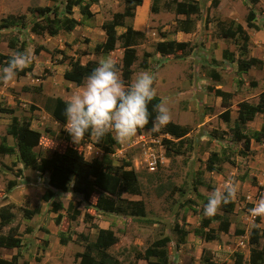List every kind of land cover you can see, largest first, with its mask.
Masks as SVG:
<instances>
[{"label": "rangeland", "instance_id": "obj_1", "mask_svg": "<svg viewBox=\"0 0 264 264\" xmlns=\"http://www.w3.org/2000/svg\"><path fill=\"white\" fill-rule=\"evenodd\" d=\"M153 1L157 9L155 13L150 12ZM178 1L182 0H148L146 15L142 18L141 25L136 26L143 33L144 38L137 39L138 61L132 66L134 74L131 81L141 71H149L154 75L155 96L160 98L161 103L169 109L170 122L189 129L186 139L182 142L183 154L169 158L164 155L162 158L158 151H153L146 154L149 155L147 160L143 152L140 151L138 154L135 151V149L141 150L142 144L146 143L153 149H158L161 146L162 136L150 138L152 140L143 138L139 142L132 138L127 143H121L125 150L119 152L118 158L114 159L117 161L116 164H120L121 160L137 159L141 194L128 198L142 202L144 216L136 218L102 213L92 206L96 199L95 195L91 196L88 203H80L78 206L80 198L77 196L56 192L53 200L61 202L63 207L59 212L58 225H55L58 214L51 213L50 202L46 204L41 199L46 186L43 175L23 168L20 178H15V173L20 169L16 157L0 156V206L6 203L14 206L12 212L15 216L9 226H17L19 232L23 233L21 235L36 228V236L23 238V250L29 256L24 260L32 263L35 256H40L41 260L36 264H58L48 255L39 254L46 247L45 245H48L46 241H53V236L54 239L56 238L54 245L52 249L47 247L46 250L51 251L55 247L57 259H63L62 264H72L74 254L81 251L85 243L79 235L93 240L96 228L106 227L118 237V242L107 252L119 264L135 262L136 252L142 253L155 240L163 237L169 238L168 264H207L208 261L213 264H233L234 255H242L244 261L248 259V233L255 224V217L259 219L257 226L264 230V216H252L249 213V209L264 197V142L251 141L250 150L242 155L240 152L243 150V142L235 141L233 128L237 103L246 101L255 105L259 94L264 92V66L250 69L246 74L240 75L237 72V64L229 63L222 58L223 50H228L233 53L235 60L242 59L239 47L236 45L240 42L219 38L216 22L231 18L236 19L235 21L240 20L239 23L244 27V17L248 8H251L256 13L255 22L261 27L264 24V0H257V3H251L250 0H219L216 7L211 6L212 0H196L200 13L191 17L198 26L197 29L194 27L191 38L187 41L189 46L185 47L184 52L178 51L171 56H161L155 51V44L161 39L164 40V37L167 38V35H171L177 28V22L180 20L174 12V6ZM62 4L63 0L57 2L0 0V9L3 11L0 21L9 15L25 17L23 28L22 24H19L16 27L0 30V51L9 39L16 37L20 42L25 43L24 53L32 56V64L35 63V57L36 64L38 63L35 74H31L30 77H20L17 74L12 82L0 83V106L5 108L8 103L12 105L15 111L13 115L19 120L29 121L31 128L40 133V142L34 151L41 156H49L54 151L63 152L66 146L75 144L71 138L69 141L65 140L61 133L64 128L54 124L44 109L45 99L48 97L41 89V87L46 88L42 82L44 78L46 81L47 77L53 74L48 60H51V56H54L52 60L59 59L60 55L56 52L58 49L52 46V42L45 36L33 37L28 30L36 21V13H31L30 8L48 6L61 11ZM122 8V0H105L93 6L92 11L100 20L98 21L103 23L114 14L113 12L122 11ZM131 22L127 20V23ZM78 33L71 36L73 40L68 43L69 48L64 46L65 50L71 51L70 47H73L81 51L88 47L87 38ZM248 37L249 52L246 57L263 56L264 33L250 30ZM42 44L48 46L47 50L43 49L46 53L35 54L34 50ZM13 53V50L8 49L7 54ZM144 53L150 55L147 58L149 64L147 69L139 68ZM211 72L219 76L218 81L209 77ZM59 85V82L53 79L50 80L47 88L50 89L52 86L56 88ZM34 87H39L40 91L34 92ZM215 89L232 94L231 106L228 109L222 108L221 99L214 94ZM225 115H228V119ZM2 117L0 137L5 135L10 120L8 116ZM262 125H264V112L240 129V133L250 136ZM146 132H137V134L144 135ZM94 140L95 138L91 137V143ZM84 146L79 145L78 150L90 157ZM212 152L218 153L220 157L222 170L220 173H209L205 170V162ZM20 165L19 167H23L22 164ZM12 180H16L18 184L13 188L14 192L8 200L5 188ZM228 181L235 182L237 194L232 200L233 211L230 215L229 230L227 233H222L219 232V223L215 220L221 217L222 205L213 217L203 215V205L212 191H223ZM69 202L76 205L79 210V215L74 221L68 219L65 214ZM23 209L36 211L37 214L32 220H27L23 216ZM204 219L209 224L202 228L201 222ZM176 226L187 233L183 244H177L179 236L173 230ZM6 230L7 228L3 232L5 233ZM237 231H243V234L236 235ZM61 235L70 236L65 245L57 241V237ZM204 235H213L215 240L207 241ZM260 243L264 246L263 240H260ZM137 262V264H146L144 261Z\"/></svg>", "mask_w": 264, "mask_h": 264}, {"label": "trees", "instance_id": "obj_2", "mask_svg": "<svg viewBox=\"0 0 264 264\" xmlns=\"http://www.w3.org/2000/svg\"><path fill=\"white\" fill-rule=\"evenodd\" d=\"M123 10L120 13L112 15L109 21L102 24V29L112 31L116 27H123L124 33L118 37L114 35H108L105 41L95 46V52L109 53L115 49L117 41L121 42V48L123 49V55L120 66L117 65L121 71V78L128 83L132 74L131 67L137 60L136 47L138 45L137 39H143L142 32L135 31L131 23H127L133 20L134 12L137 7L141 6L143 0H122ZM57 2V0H52ZM98 0H63V8L59 11L54 7H33L30 8L31 13H36V21L32 24L30 32L41 36L48 34L49 36H56L60 31L70 32L78 25V22L72 17V10L78 7L79 14L85 18L90 19L93 17V13L90 11V7L96 4ZM151 4L150 11L157 12L156 6ZM219 0H212L211 6L216 7ZM251 3H257V0H250ZM171 7V5H170ZM169 7V8H170ZM174 12L176 15L184 16L183 20L177 22L176 31L190 33L195 26L192 16H197L200 13L199 5L194 0H182L175 3ZM24 16H7L0 21V30L4 28L16 27L22 24L24 27ZM256 13L251 8H248L244 17V22L247 28L257 30L255 25ZM264 29V24H263ZM216 29L218 37L225 40L238 41L240 44H236L239 47V51L242 59L238 58L237 70L238 72L245 73L251 68H260L264 62L256 58H247L249 37L247 32L242 28L240 24H237L233 20L217 21ZM7 45L10 50L14 52L23 53L25 43L20 42L16 37L9 39ZM186 43H179L175 41H159L155 44V51L161 56L174 55L178 51L184 52ZM42 48L39 47L34 50V53H38ZM60 54V62L65 60L63 52L56 50ZM11 55H4L0 53V65L5 66L6 62ZM150 57L148 53H144L142 60L139 63V68L147 69L149 64L147 58ZM222 58L228 62H234L233 53L228 50H223ZM95 62H87L81 64L79 59H71L69 61V69L63 73V78L74 82L77 86L83 84L87 75L97 67ZM31 71V67H26L17 74L24 76L27 72ZM211 78L218 81L219 76L211 72ZM216 97L221 99L223 107H228L230 104L231 94L221 90H215ZM160 99L154 96L153 101L149 104V111L152 116H155L154 105L160 103ZM67 102L60 99H47L44 104L45 111L61 126L66 124L65 108ZM236 119L234 121V138L237 142H243V150L240 152L245 155V152L250 150L251 141L256 143L264 142V125L259 130L254 131L250 136H246L240 133V129H243L247 123L252 122L254 118L264 112V92L259 94L258 101L255 105H252L246 101H241L236 105ZM1 113L13 114L14 109H0ZM228 119V115H225ZM152 123L150 122L141 130L148 131L150 136L157 138L162 135H169L171 139L161 138V145L164 148L165 156L172 157L173 155H181L182 142L186 139L189 129L187 127L180 126L176 123L169 122L167 126L163 127L159 132L151 131ZM61 133L64 135L66 141L70 140V136L63 129ZM6 136L12 137L14 141L13 146H9L6 143ZM91 135L86 134L85 138L79 141L74 146H66L63 152H52L49 156H41L39 153H35L34 148L39 145L41 135L39 132L33 130L29 121L19 120L16 117H12L9 125L6 129V135L0 138V156H12L15 155L18 162L23 165L24 169H30L37 172L40 175L47 174L48 189L41 196L42 201L50 202V211L58 214L55 219L56 224H59L60 210H62V204L59 201L53 200L56 192L69 193L80 198V203H88L92 195L96 196L95 202L92 205L96 211L108 214H122L125 216H131L136 218H142L144 216V207L140 201H129L122 198V194L140 195V185L138 182V175L131 168L129 162L123 161L120 165L109 166L104 165L97 158H93L87 161L81 151L78 150L79 145L85 143H91ZM92 145L102 150L104 154L112 153L113 146H119L118 142L113 139L111 133H109L101 142L93 141ZM220 157L218 153L212 152L209 154L205 162V170L209 173H220ZM129 168V169H128ZM8 170H11L8 168ZM22 170L18 169L15 173V178H20ZM17 181L12 180L6 184L5 194H8L16 185ZM12 204H7L0 207V249H19L21 240L18 234L17 226H9L13 219L14 213ZM233 211V202L228 204H222L221 217L216 218L219 226L218 230L222 233H227L231 224L230 215ZM36 211H29L23 209V216L25 219H30ZM65 214L68 219L74 221L79 215V210L76 205L69 202L66 207ZM258 217H255V224L251 227L248 233V245H249V257L246 261L243 260L242 255H234L233 264H264V246H261L260 240L264 243V230L257 226ZM209 222L202 220V228L207 227ZM7 228L4 233L3 230ZM96 234L93 240H89L84 235H79V238L84 240L83 251L75 253L74 264H119L118 261L113 258L107 250L114 246L118 242V237L110 229L96 228ZM179 236L177 244H183L184 238L187 233L179 229L177 226L173 229ZM243 231H237L236 235H242ZM70 237V236H69ZM69 237L61 235L59 242L61 245H65L69 240ZM204 239L207 241L215 240L213 235H204ZM169 238L163 237L155 240L148 248L142 253L136 252L134 255L135 262H128L125 264H137V261L142 260L146 264H168L167 244ZM20 258L19 253L12 256L9 261L0 258V264H18ZM21 264H28L23 261ZM207 264H212L208 262Z\"/></svg>", "mask_w": 264, "mask_h": 264}, {"label": "clouds", "instance_id": "obj_3", "mask_svg": "<svg viewBox=\"0 0 264 264\" xmlns=\"http://www.w3.org/2000/svg\"><path fill=\"white\" fill-rule=\"evenodd\" d=\"M32 63V56L14 52L4 67H0V83L12 82L19 71ZM154 75L141 71L133 81L126 83L119 75L117 64L111 58L100 60L84 83L78 86L67 101L65 131L73 143L83 140L86 134L101 142L109 133L118 143H127L150 122L151 131L159 132L170 122L169 109L163 104L154 105L155 116L149 111L154 99ZM237 188L228 181L223 191L214 190L203 205V215L213 217L222 204L235 199ZM252 216H264V197L249 209Z\"/></svg>", "mask_w": 264, "mask_h": 264}, {"label": "crops", "instance_id": "obj_4", "mask_svg": "<svg viewBox=\"0 0 264 264\" xmlns=\"http://www.w3.org/2000/svg\"><path fill=\"white\" fill-rule=\"evenodd\" d=\"M103 1L105 2V0H98V2L96 4H93L90 7V11L93 13V11H92L93 6L98 5L101 2H103ZM194 1H196V0H194ZM178 2H180V1H178ZM147 8H148V0H143L141 6H139V7L136 8V10L134 12L133 21L131 22L132 23V27H133V29L135 31H138V32L141 31V30L137 29L136 26L141 25L142 18L146 15ZM122 10H123V8H122ZM2 12L3 11L0 9V15L3 14ZM120 12H122V11H116V12H113V13L115 14V13H120ZM13 16H15V15H13ZM177 16L179 17V20H183L184 19V16H182V15H177ZM72 17L78 22V25L74 28V30H72L70 32L60 31L56 36H49L48 34H43V36H45L48 40H50L52 42V46H54L58 50L62 51L63 54H64V56L66 57V59L63 60V61H61V62L59 61L61 59V56H59V59L57 61H55L54 59L52 60V58L54 56L53 57L51 56L50 57L51 60H48L49 61L48 63L52 67L51 68V71H52L53 74L51 76L47 77L46 81H45V78H44L43 79L44 81L42 82L43 83V86L46 85V88L41 87V89H42L44 95L48 97V98L45 99V101L47 99H60V100H63L65 102H67L70 99L71 95L78 90V86L74 82L68 81V80H66V79L63 78V73L66 70L69 69V61L71 59L75 60V59L78 58L79 59V62L84 65L87 62H95V63L99 64L100 60H102L104 58H111L112 60H114L116 62L117 65L120 66V64H121V59H122V55H123V49L121 48V42L120 41H117L116 42L115 49L113 51L109 52V53H101V52H95L94 51L95 46L98 45V44L103 43L105 41V39L107 38L108 35H114V36L118 37L119 35H121L122 33H124L125 29L123 27H116L112 31H108V30L102 29V24L104 22H106V21H109L112 16L110 18H108L106 21H104L103 23L102 22H99L100 20L98 19L97 15H95L94 13H93V17L92 18L85 19V18H83L79 14L78 7H75L72 10ZM36 18H37V14H36ZM229 19L230 20H233L237 24H240L239 23L240 20L235 21L236 19L235 20L234 19H231V18H229ZM95 20H96V22H95ZM197 22H200V21H197ZM208 25H209V23H208ZM240 25L242 26V24H240ZM255 25L258 28L257 30H259L260 32L264 33V29H263L262 26L260 27L258 25V23H256V22H255ZM31 26H32V24L29 26V29L28 30H30ZM197 26H198V24H196L194 27L197 29ZM243 26L244 27H242V28L247 32V34L250 33V30H254V29L247 28L245 24ZM4 29H6V28H4ZM193 30L190 33H184V32H180V31H176L175 30V31H173L171 33V35H167V38H165L162 35V38L164 37L163 38L164 40L161 39L160 41H175V42H179V43H186L187 44L186 47H188L189 45H188V42L187 41L189 40V38H191V34H192ZM76 32L77 33L79 32L78 34H81V35H83V36H85L87 38V41H88V45L87 46L88 47L82 49L81 51L79 49H77V48L74 49L73 47H70L71 48V51L65 50L64 49V46L67 47V48H69L70 45L68 43H71V40H73V39H71V36H74V33H76ZM31 35H33V37L38 36V35H35L33 33H31ZM43 36L41 35L40 37L42 38ZM39 47L42 48V50L39 51L40 55L41 54H45L46 51H44V50H47L48 49V46L45 45V44H42ZM24 48H25V46H24ZM8 49H9V47H8L7 43H5V45L3 46V50H1L0 53L1 54H4V55H10V54H7L8 53ZM248 52H249V46H248ZM23 53H24V50H23ZM168 56H171V55H168ZM38 58H39V56H38ZM248 58H256V59L264 62V55L261 56V57H255V56L251 55ZM237 59L238 58H236V60ZM236 60H234V62H229V63L237 64V61ZM136 61H138V59ZM263 66H264V64H263ZM263 66H262V68H263ZM0 67H4V66H1L0 65ZM28 67H31V71L27 72L24 76H20L19 75L20 77H25V76L30 77L31 74H35V69L38 68V63L36 64V57H35V63H33V64L31 63ZM251 69H253V68H251ZM131 70H132V74L130 76L129 82H131V78H132V76L134 74V69H132V67H131ZM237 72H238V70H237ZM247 72H245V73L238 72V73L241 75V74H246ZM119 75L121 76L120 69H119ZM209 77H211V75ZM53 79H55V80H57L59 82V84H60L59 87H56L55 88V87L52 86V87H50V89L47 88V85L49 84L50 80H53ZM33 90H34V92L40 91L39 90V87H37V88L34 87ZM215 90H220V89H215ZM155 97H157V96H155ZM231 98H232V94H231ZM221 106H222V103H221ZM230 106H231V104H229L228 107H223L222 106V108L228 109ZM10 108L11 109H14V108H12V105H9V103H8V105H6V107L4 109H10ZM0 109H3V107L0 106ZM13 114L1 113L0 112V121H3V117L2 116H8V118L10 117V120H11V118L14 116ZM14 117H16V116H14ZM49 118L53 121L54 124H56L59 127L61 126L51 116H49ZM10 120H9V123H10ZM6 122H7L6 124H8V120H6ZM30 125H31V123H30ZM65 125L64 126H61V127L64 128L63 129L64 131L66 130L65 129ZM143 131H145V130H141L142 133H143ZM5 135H6V131H5ZM5 135H2V136H5ZM111 136L115 140L114 135L112 133H111ZM163 137L164 138H167V139L168 138H171L169 135H162V138ZM143 138L145 140H152L150 138H153V137L150 136V133L148 131L144 135H138V134H136L133 137V139L138 140V142H139L140 139H143ZM142 142H145V141H142ZM6 143L9 146H13L14 145V141H13L12 137L6 136ZM118 144H119V146H113L112 147V153H110V154H104L102 152V150H100L99 148L94 147L92 145V143H85L84 144L85 145L84 146L85 147V150H87V154H90L91 156L90 157H87V156H85V154H83L84 155V158L87 161H90L93 158H97L104 165H109V166H117V165H120L123 161L129 162L131 164V168L135 171V173L138 174V167H137V159L136 158H133V160H130V161L121 160V163L120 164H116L117 161L114 158H118V156H119L118 153L119 152H122V151L124 152V150H125V149L122 148V144L121 143H118ZM146 145H148V146H146ZM135 151L138 152V154L141 151V153L143 152V155H146V154L151 153L153 151H158V154L160 153V155L162 156V158L165 155V151H164V148H163L162 145L159 146L158 149L157 148L156 149H153L152 147H150V145L148 143L142 144V149L141 150L140 149H135ZM36 153H38V152L36 151ZM135 157H136V155H135ZM145 157H147V160H149V155H146ZM122 159H123V157H122ZM20 164L21 163L18 162L17 163V166H18V168H20L21 170H23V167H19V166H21ZM43 177H44V180H45V185H46L45 186V191H46L49 188L48 185H47L48 175L47 174H43ZM13 192H14V189H12L8 194H6V197H7L8 200L11 199V196H12V193ZM128 196H131L130 198H133L136 195H130V194H126V193L125 194H122V198H124V199L125 198H128ZM127 200L133 201V200H130L129 198ZM44 203L48 204L49 202H44ZM7 204H11V203H6L5 205H7ZM2 206H4V205H1L0 207H2ZM36 214H37V212L34 215H32V217L30 219H27V220H32L36 216ZM55 225H58V224H55ZM102 229H109V228L106 227V228H102ZM25 232L26 233L24 235H21L23 233L21 231L19 232V230H18L19 238L21 240V244H20V248L19 249H0V253L2 254V255H0V258L1 259L6 260V261H9L12 256H14L17 253H19L20 258L18 260V264H21L23 261L28 262V264H36V262L38 263L41 260V257L40 256H37V257L35 256L34 257V262H32V263H30L29 260H24V259L29 258V256L24 252L25 250H23V248H24V243H23L24 240H23V238H24V236L29 237L30 235H35L36 236V233H35L36 232V228H33L32 230L25 231ZM52 238H53V241H48V242L46 241V244H48V245H45L46 247H44L43 248V251H41L39 254L40 255H43V254L48 255L51 259H54L58 264H62V260L63 259L62 260H58L57 259L58 258V254L55 252V250L57 251V249H55V247H54V250H51V251L46 250L47 247H50V249H52V246L54 245V241L56 240V238L54 239L53 236H52ZM58 240H59V238L57 237V241ZM51 242H53V244ZM59 244H60V242H59ZM82 251H83V248H82L81 251H78L77 253H80ZM72 260H73L72 261L73 262L72 264H74V257L72 258ZM139 261H142V260H139ZM229 263H231V261Z\"/></svg>", "mask_w": 264, "mask_h": 264}]
</instances>
